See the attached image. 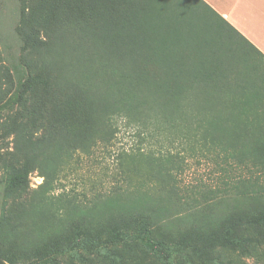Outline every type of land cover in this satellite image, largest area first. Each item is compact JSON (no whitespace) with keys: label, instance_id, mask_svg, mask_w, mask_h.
<instances>
[{"label":"trees","instance_id":"trees-1","mask_svg":"<svg viewBox=\"0 0 264 264\" xmlns=\"http://www.w3.org/2000/svg\"><path fill=\"white\" fill-rule=\"evenodd\" d=\"M143 1L147 9L139 15L135 5L124 12L106 0H19L11 33L0 14L14 102L31 127L49 129L28 136L19 166L0 152V264H60L59 255L82 259L95 250L120 264L109 247L128 239L163 264H176L172 254L182 240L171 247L153 228L185 209L179 175L202 158L224 173L217 197L234 194L255 205L235 215L239 233L225 226V239L246 255L264 244V81L245 63L247 52L233 53L203 28L223 24L264 55L202 0L195 1L216 17L215 27L199 18L185 23L178 6ZM67 103L75 111L62 114ZM122 130L136 142L115 154L108 193L82 199L57 192L72 163L112 146ZM32 169L43 181L28 190ZM134 188L142 194L132 196ZM26 193V207L13 214V200ZM202 201L193 198V207Z\"/></svg>","mask_w":264,"mask_h":264},{"label":"rangeland","instance_id":"rangeland-1","mask_svg":"<svg viewBox=\"0 0 264 264\" xmlns=\"http://www.w3.org/2000/svg\"><path fill=\"white\" fill-rule=\"evenodd\" d=\"M106 2L113 3L119 11L124 12H129L135 5L134 10L138 11L139 15H142L147 9L141 6L142 2L144 3L143 0H106ZM161 2L168 9L175 6L182 9L185 23H190V19L197 20L198 18L200 24L208 23L215 27L218 23L216 17L205 12L201 4L195 0H161ZM18 6H20L19 0H5V6L1 8L2 10L0 9L2 29L5 32L11 33L14 30L12 12ZM203 29L206 30L205 34L209 33L223 38L224 46L233 53L247 52L245 63L249 65H247L248 67L256 66V70H254L256 78L264 81V59L238 34L223 24L219 25L218 30L213 28L209 30L208 26ZM188 51L185 49V55L189 54ZM2 56L0 44V152L6 155L14 166H19L24 160L28 136L47 134L49 129L45 123H38L31 127L21 117L20 108L14 102L15 83L11 79L8 65ZM191 66V62L188 61L186 68ZM74 111V104L61 105L60 112L62 114ZM71 119L69 118L70 121ZM7 126H11L14 131L8 133ZM47 139L49 140L50 137L48 136ZM135 142L136 138L132 132L122 130L112 146L107 149L99 147L90 156L81 155L79 160L64 171L57 192L66 190L69 193L77 194L82 199H91L94 196L108 193L110 186L116 180L114 177L115 154L121 150H129ZM3 172L0 162V180ZM223 175L220 165L215 160L205 158L191 160L186 169L184 168L183 173L179 175V180L182 182L181 194L188 204L185 205V209L167 216L165 222L153 228V234L166 240L171 247H175V242L179 239L182 240L184 247L172 254L176 264H264V244L255 247L257 252L252 250L251 255H246L245 251L241 250L242 248L230 244L225 239V226H231L234 232L239 233L241 226L236 225L235 215L243 213L245 208H253L255 205L234 194L217 197V188ZM42 181L43 178L38 169H32L28 190L37 188ZM188 184L190 186H185ZM148 190L149 197L156 199L159 195L153 186H149ZM141 192L134 188L132 196L138 197L142 194ZM26 197L27 193L20 197L18 195L13 200V214L26 207ZM193 198H198L201 201L206 198L208 201H202L200 205L193 207ZM1 201L2 192L0 191V210ZM55 241L58 243L60 240ZM249 248L252 249V247ZM109 249L121 262L120 264H163L155 255L144 250L141 244L134 239H128L124 243L109 247ZM82 256V259H79L69 254H62L58 256V259L60 264H111L97 250L83 252Z\"/></svg>","mask_w":264,"mask_h":264},{"label":"crops","instance_id":"crops-1","mask_svg":"<svg viewBox=\"0 0 264 264\" xmlns=\"http://www.w3.org/2000/svg\"><path fill=\"white\" fill-rule=\"evenodd\" d=\"M264 55V0H202Z\"/></svg>","mask_w":264,"mask_h":264}]
</instances>
